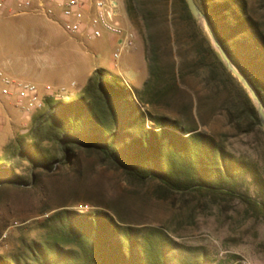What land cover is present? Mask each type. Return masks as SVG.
<instances>
[{
    "label": "trees",
    "instance_id": "1",
    "mask_svg": "<svg viewBox=\"0 0 264 264\" xmlns=\"http://www.w3.org/2000/svg\"><path fill=\"white\" fill-rule=\"evenodd\" d=\"M196 1L234 63L264 99V23L251 0ZM124 3L133 26L147 31L152 45L153 83L166 79L160 53L164 35L171 45L174 40L181 43V38L190 36L197 65L213 97L222 100L231 117L245 120L249 129L259 127L264 131L250 94L228 69L186 0ZM182 63L185 71L190 63ZM175 64L171 76L176 80L181 67L177 71ZM150 79L147 86L151 85ZM154 89L157 95L169 92L167 83ZM190 100L192 112L194 100ZM46 101L48 110L33 117L29 133L18 136L10 144L9 155L0 161V188L36 184L41 171H53L59 163L71 168L80 182L84 171L92 168L84 163V152L123 170L136 182L157 181V193L161 195L199 192L238 197L264 216V197L253 199L236 190L238 178L252 173L264 193V177L257 162L226 152L214 135L198 127L194 116L193 122L184 123L179 117L147 110L142 94L120 76L97 74L89 79L80 96ZM20 162L29 164L32 179L17 171ZM82 185L78 184V190ZM100 206L85 212L67 205L57 207L43 222V241L30 243L24 255L0 254V264H209L205 253L182 244L165 229L136 226Z\"/></svg>",
    "mask_w": 264,
    "mask_h": 264
},
{
    "label": "rangeland",
    "instance_id": "2",
    "mask_svg": "<svg viewBox=\"0 0 264 264\" xmlns=\"http://www.w3.org/2000/svg\"><path fill=\"white\" fill-rule=\"evenodd\" d=\"M120 1L122 20L137 37L134 46L118 61L112 59L116 44L107 34L97 40L82 41L83 38H71L45 16L31 12L13 15L7 11L0 12V67L17 79L42 86L51 84L54 94L46 100H71L82 94L88 82L79 88V79L74 74H68L66 81L60 78L76 65L86 67L91 73L89 79L101 73L106 78L120 76L142 94L147 110L179 117L184 123L193 122L194 116L198 127L214 135L226 152L238 159L257 162L264 177V131L259 127L249 129L245 120L231 117L222 100L213 97L203 70L197 65L191 37L181 38V43L172 41L171 51L172 45L164 35L160 53L166 79L153 83L152 45L147 31L133 26L124 0ZM251 6L264 23V0H251ZM75 49L76 52L71 51ZM77 52H84L88 59L77 57ZM174 61L177 71L181 67L176 80L171 76ZM182 62L197 66L193 69L188 66L183 71ZM149 79L151 85L147 86ZM163 83H167L169 92L157 95L154 87ZM1 103L5 119L0 122V161H4L11 152L10 144L29 133L33 117L48 110V104L45 101L41 109L28 116L13 101L2 97ZM83 156L84 163H90L92 168L84 171L80 182L71 168L59 163L53 171H41L36 184L0 188V254L24 255L29 252L30 243L43 241L46 233L43 222L57 207L67 205L85 212L100 204L136 226L165 229L182 244L205 253L209 264H264V216L253 205L238 197L199 192H170L164 196L157 193L160 185L157 181L136 182L123 170L102 163L96 155L87 156L83 152ZM18 164L17 171L32 179L29 164ZM78 184L83 186L81 190ZM236 190L253 199L264 197L252 173L238 178Z\"/></svg>",
    "mask_w": 264,
    "mask_h": 264
},
{
    "label": "built area",
    "instance_id": "3",
    "mask_svg": "<svg viewBox=\"0 0 264 264\" xmlns=\"http://www.w3.org/2000/svg\"><path fill=\"white\" fill-rule=\"evenodd\" d=\"M13 15L31 12L56 22L70 35L96 40L107 34L116 44L112 53L118 61L135 44L136 32L122 20L120 0H0V12ZM54 94L51 84L40 85L10 76L0 67V97L13 101L30 116Z\"/></svg>",
    "mask_w": 264,
    "mask_h": 264
},
{
    "label": "water",
    "instance_id": "4",
    "mask_svg": "<svg viewBox=\"0 0 264 264\" xmlns=\"http://www.w3.org/2000/svg\"><path fill=\"white\" fill-rule=\"evenodd\" d=\"M188 3V6L194 15V17L201 22L217 51L220 53L224 63L228 67V69L232 72V74L239 79V81L243 84L245 89L250 94L253 102L255 103L258 114L264 129V99L257 90V88L254 86V84L250 81V79L237 67V65L232 60L230 54L228 53L227 49L223 45L222 41L220 40L219 36L217 35L212 22L207 14L203 12V10L200 8L199 4L196 0H186Z\"/></svg>",
    "mask_w": 264,
    "mask_h": 264
},
{
    "label": "crops",
    "instance_id": "5",
    "mask_svg": "<svg viewBox=\"0 0 264 264\" xmlns=\"http://www.w3.org/2000/svg\"><path fill=\"white\" fill-rule=\"evenodd\" d=\"M47 18V17H46ZM48 19V18H47ZM49 21L53 22V23H56L50 19H48ZM57 24V23H56ZM59 25V24H58ZM60 26V25H59ZM71 38H74V39H81L82 37L79 36V35H70ZM109 37V36H108ZM100 39V38H99ZM109 39L111 40V38L109 37ZM97 40V39H96ZM82 41H85L84 39H82ZM71 51H77V49L75 50H71ZM79 54V56H78ZM75 55H77V57H80L81 59H88V56L84 53V52H77L75 53ZM73 71V72H72ZM68 74H74V77H77V79H79V84H80V87L79 88H82L87 82H88V79L91 75V73L87 72V69L85 66H83L82 64L80 65H76L74 70H70V73H63L61 74L60 78H62L63 80H67V75ZM73 76V75H72ZM80 76V77H79ZM1 99L2 97H0V122H2L4 119H5V113H4V106L2 105L1 103Z\"/></svg>",
    "mask_w": 264,
    "mask_h": 264
}]
</instances>
